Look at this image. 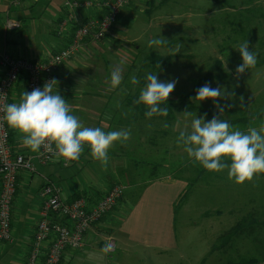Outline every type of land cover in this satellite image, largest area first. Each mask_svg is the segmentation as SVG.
Here are the masks:
<instances>
[{
    "label": "crops",
    "instance_id": "1",
    "mask_svg": "<svg viewBox=\"0 0 264 264\" xmlns=\"http://www.w3.org/2000/svg\"><path fill=\"white\" fill-rule=\"evenodd\" d=\"M67 1L69 0H25L20 5L11 7L10 0H0V57L7 53L14 58L43 62L48 61L56 52L65 48L70 42L72 31L70 28L64 29L61 35L57 31L64 26L67 14L65 3ZM211 1L215 2V0ZM249 1L251 4L246 0H229L228 5L215 2L211 6L212 8L210 7L203 13L192 15L191 12L189 13L191 19L188 24L195 31L201 30L208 33V37L212 40V44H210L212 48L224 49L228 47L234 51L235 57L238 58L233 62L229 57L209 56L208 60L214 61V63L208 68L212 69L215 66L216 70H222L226 74L218 75V81L236 75L235 69L228 71L226 65L240 62L241 56L236 50L245 38L250 39L251 47H260L254 29L250 30L251 35H249L242 17L246 12L250 17L256 15L257 10L261 6L264 7V0ZM143 2L147 7L145 10L147 14L148 0ZM176 4L177 2L174 1L173 5ZM123 9L120 15L121 20L124 14L131 15V9L136 10L137 8L136 4L132 3ZM77 14L79 22L84 23L91 17H101L103 13L102 9L81 8ZM126 19L128 21L127 15ZM9 22H19L22 27L11 29L8 25ZM129 26L128 21V30ZM119 27L117 24L109 36L111 40L107 43L108 39L99 42L87 41L82 50L74 57L75 59L66 61L59 68L56 79L59 81L57 86L59 94L71 104L73 109L71 114L79 117L84 126L100 127L105 132L130 130V139L126 142L121 141L122 143L114 142V146L108 151L107 165L93 160L90 147L85 145L79 160L70 167L65 168L58 161L43 166L38 164L35 159L37 153L22 146L20 141L24 134L8 126L13 153L34 158L36 171L21 170L18 174V190L12 205L13 241L0 240V264H27L41 217V210L45 203V197L41 191L48 183H52L60 189L61 198L65 202L71 203L77 197H84L91 204L100 200L116 183L127 186L125 195L117 207L88 231L84 248L66 250L60 264H140L137 262V260L141 261L139 248L144 252L153 250L160 264L183 262V251L175 229L177 215H179V213L176 214L175 205L186 190L188 179L180 178L175 173H166V175L154 179L137 180V169L134 165H130L129 156H126L129 153L128 149L132 146L130 143H136L133 139L142 136L135 130L138 126L135 123L137 120L132 118L131 107L122 102H115L117 101V92L113 93L112 90L102 89V85L105 86L104 83L107 82L105 79L110 81L107 71L105 74L102 72L105 68L102 62H104L106 50L111 51L115 48L114 43L116 42H113L112 39H126L121 36L123 31ZM225 27L230 29L221 31ZM220 32L224 33L218 37ZM95 52L97 54H94ZM189 54H191L190 58L194 59L193 54L191 52ZM147 57L145 60L140 58L138 63L143 64ZM92 58L96 64L92 62L88 64L87 68L86 63ZM78 59H81L84 65L76 64ZM259 62V66H255V68L264 66V60ZM217 63H221L222 67L219 68ZM245 73L247 72L245 71ZM156 75L160 80L165 79ZM2 77L3 72L0 68V80ZM212 81L208 83L211 84ZM241 85V82L235 80L229 84L233 89H237ZM253 85L258 86V79ZM217 86L220 84H214L211 87ZM141 89H135V91L140 92ZM263 89L264 85L258 88L260 91ZM24 90L27 91L25 75L14 85L9 103L19 102L20 95ZM177 118L179 125H182L184 122L187 123L190 117L183 115ZM143 121L146 126L150 120ZM150 142L154 143L155 141L145 140L144 146L148 147H146V151L149 156H155V152L154 154L152 152L156 148ZM151 168L153 170L155 166L151 165ZM132 169L134 174L130 173ZM143 185L145 187L137 191ZM263 203V201H259L255 207L258 209L262 207L263 210ZM131 205L132 209L129 210ZM246 215H243L242 220L246 218ZM249 231L237 233V237H233L231 241H223L221 248L217 247L216 249L213 248L215 245L212 246L208 253L209 263L203 253L201 255L195 253L193 258L189 257L190 264H242L243 258L241 259V257H252L247 255L246 248L250 245V241L257 252V255L254 256L261 258L258 264H264V228L254 225ZM109 235H112L117 241L116 255H108L103 251L106 248V240ZM48 247L49 241L44 243L42 260ZM219 257L222 259L220 260Z\"/></svg>",
    "mask_w": 264,
    "mask_h": 264
},
{
    "label": "rangeland",
    "instance_id": "2",
    "mask_svg": "<svg viewBox=\"0 0 264 264\" xmlns=\"http://www.w3.org/2000/svg\"><path fill=\"white\" fill-rule=\"evenodd\" d=\"M143 1L144 0H131L129 2V4H136L137 8L136 10L131 9V15L126 14L130 25L129 30L127 29L128 21L126 15H123L122 20L120 18L118 19L119 28L123 31L121 36H124L126 39H112L113 42H116L114 43L115 48L111 51L106 50L107 53L104 59L105 65L104 62H102V65L105 66L106 69L103 68V70H101L104 74L107 71V77H111V71L114 66L123 62L122 67L124 71L121 85H124L127 89L133 88L134 90H139L143 88L146 83V74L152 72L148 68L147 62L143 64L138 63L140 58L145 60L151 53H156L161 56H180L173 60L171 67H166L158 74L161 78L165 79L160 80L159 76H157L160 81H171L173 79L178 81L174 91L168 98L176 100V98H179L176 97L177 94L179 96L193 91L197 81L206 76L209 69L208 67L213 66L212 64L214 63V61L210 62L208 60L209 56L229 57L233 62L238 59L235 57L234 51L228 47L224 49L212 48L210 46L212 40L208 37V33L201 30H199V32L195 31L192 26L188 24L191 19L190 12L191 15L199 12L203 13L215 2L211 0H156V4L150 14L151 16H148L145 12L147 7ZM174 1L177 2L175 6L173 5ZM246 2L251 4L249 0H246ZM171 5L173 6L171 7ZM245 14L244 17H242L245 29L249 31V35H251L250 30L254 29L255 37L260 47H251L249 38H245L243 42L247 41L249 43V50L255 52L257 60L255 66L257 67L260 64L259 61L264 60V7L261 6V8L257 10L256 15L252 17L248 16L249 13L247 12ZM205 29L207 30V27H205ZM226 29L230 28L225 27L222 28L221 31H228ZM111 32H113V30ZM223 33L224 32H220L218 37ZM161 37L165 39L163 44L149 46L150 40ZM110 40L109 37L106 43ZM214 42L216 41L214 40ZM236 51L239 52L238 50ZM189 52L193 54L194 59L190 58L191 54H189ZM94 54L97 53L95 52ZM239 60L240 62L238 64L228 63L226 69L228 71L236 69V67L242 63V57H240ZM92 62H95L93 58L86 63L87 68L89 67L88 64ZM78 63L79 65H84L81 59L76 61V64ZM130 67L131 69H129ZM246 72L245 74H241L239 78L235 75L230 78H224L222 79L223 81H218V75L226 74L222 70H215L213 73L215 76L213 79L214 81L210 84L213 86L219 83L220 87L231 94L216 101V103L220 105H232L230 108H225V112L221 119L228 122L233 120L231 124L233 128H238L245 132L249 127L258 128L261 123H264V116L247 122V118L264 111V89L261 91L258 90V88L264 85V66L259 68L254 67L253 69L249 68ZM132 75H135L139 79L140 83L138 85L131 84L130 78ZM256 79H258L257 87L253 85L256 83ZM105 80L107 82L104 83L105 86L102 85V89L110 91V81L107 78ZM234 80L236 82H241L242 87L239 86L237 89L230 87L229 84ZM112 91L116 93V89ZM116 100L115 102L121 103L122 97L120 99V96L117 95ZM175 102L176 101H174L173 105L175 106L174 116L177 121L173 123V127L177 128V134L175 137L164 138L167 141L173 142L174 145H167L164 140H162L160 144V139H158L159 145L156 146H159V151L156 149L152 152L153 154L155 152V156H149L148 154L144 155V144L139 142H144L149 138H147L148 136L143 139L137 137L133 139L136 143L130 144H135L138 149H143L141 151L142 155L130 152L127 153L126 156H129V163L131 166L134 163H140L138 164L136 172L137 180L145 181L155 176H162L166 173H175L182 178L188 179L189 183H193L185 201L182 203L176 220V234L180 239L179 241L183 251V262L178 263L190 264L191 261L189 257L193 258L195 253H197V255L203 253V256H206L208 260L207 263H209L208 253L211 247L222 242L218 237L242 222L244 214L246 215L248 213L247 215H249V213H253V217H256L258 220H255L253 224H242L243 228L246 229L254 225H259V228H264V209L262 210V207L259 209L255 207L257 202H264V175L256 174L252 181H245L243 184H237L234 180L228 179L227 169L221 172L208 171L199 163H194L192 159L187 156V153L184 152L183 146L178 145L177 139L179 134L181 131L185 130L186 126L188 131L191 130V121L195 117L200 118L203 116L205 122H207L212 119L213 115H219L218 109L214 106V101L211 99L201 102L192 99L191 103L185 104L183 107L185 109H182L180 104ZM185 112H191V115H187L190 118L187 123L184 122L182 125H179L177 117L185 115ZM163 122L166 121L163 120ZM171 133H173V130H171ZM119 142L122 143L121 141ZM131 147L132 146H130V149ZM165 150H169V153L166 154ZM223 159L225 162H230L228 158ZM151 165H155L156 172L152 173L150 169ZM203 171H205L204 175L199 176V173ZM130 173L134 174L133 169L130 170ZM141 189L140 187L137 191ZM124 195L117 200L116 206L121 202ZM130 209H132V205L129 210ZM249 220H251V218ZM247 232L250 231L247 230ZM246 248L248 250L247 255H257L251 241L250 245ZM108 255L116 254L108 253ZM130 257L132 259V255ZM139 257L141 261L137 260V262L140 264H160L153 250L144 252V250L139 248ZM219 258L220 260L222 259V257Z\"/></svg>",
    "mask_w": 264,
    "mask_h": 264
},
{
    "label": "clouds",
    "instance_id": "3",
    "mask_svg": "<svg viewBox=\"0 0 264 264\" xmlns=\"http://www.w3.org/2000/svg\"><path fill=\"white\" fill-rule=\"evenodd\" d=\"M163 37L149 41V46L161 45ZM242 57V63L236 69V77L256 65V54L249 50L247 41L241 43L237 49ZM122 63L113 67L110 77V88L119 87L123 80ZM146 83L141 89L137 104L148 106L145 116H166L168 109L160 107L174 91L177 80L160 81L156 74L148 73ZM132 85H138L139 79L132 75ZM59 81L55 78L44 83L43 88H35L31 92L23 91L19 102L7 103L0 106V117L7 125L20 133L23 147L29 148L33 153L42 148L55 158H64L65 162L77 161L88 145L93 160L102 165L108 163V151L114 142H126L131 137L130 130L105 132L100 127H86L79 117L71 114L73 109L70 103L58 91ZM195 101L211 99L218 109L219 115L205 122V118L195 117L191 121V130L181 131L177 139L178 145L183 146L184 152L194 163H199L208 171L221 172L227 169L229 180L237 184L252 181L256 174H264V123L259 127H249L246 132L221 119L225 108L232 105L216 103L229 95L220 86L211 87L209 83L195 90ZM186 116L191 112H185ZM206 115V114H205ZM55 145V147H53ZM228 158L230 162H225ZM111 249L107 245L105 252Z\"/></svg>",
    "mask_w": 264,
    "mask_h": 264
},
{
    "label": "built area",
    "instance_id": "4",
    "mask_svg": "<svg viewBox=\"0 0 264 264\" xmlns=\"http://www.w3.org/2000/svg\"><path fill=\"white\" fill-rule=\"evenodd\" d=\"M21 1L11 0L14 5L20 4ZM128 1L97 3L98 7L108 8V13L100 19H89L85 24L77 27L69 46L47 62L31 63L3 55L0 59V67L4 73L0 81V106L8 103L11 89L23 74L28 77V92L37 87L42 89L46 81L54 78L58 67L79 51L87 38L99 40L106 35L116 22L120 7ZM94 4L92 1L66 2L65 6L69 11L68 21L76 20L79 8L92 7ZM68 21L64 23V26L68 24ZM19 26L18 23L10 24L11 28H19ZM2 116L3 113L0 112V117ZM35 159L40 165L58 161L63 167H68L75 162H65L64 158H55L43 148L37 152ZM35 159L13 154L8 125L0 119V240L12 241L13 239L11 216L12 202L17 190V175L21 170L35 171ZM123 192L124 187L116 185L95 204H89L86 199L66 203L61 199L59 189L48 184L42 191L46 200L41 210L27 264H59L66 249H82L86 232L112 210ZM48 241L49 247L42 260V249L44 243ZM107 245H111L108 253L116 251L117 244L114 238L109 237Z\"/></svg>",
    "mask_w": 264,
    "mask_h": 264
},
{
    "label": "trees",
    "instance_id": "5",
    "mask_svg": "<svg viewBox=\"0 0 264 264\" xmlns=\"http://www.w3.org/2000/svg\"><path fill=\"white\" fill-rule=\"evenodd\" d=\"M252 1H254V0H252ZM261 1H263V0H261ZM215 2L223 3L225 5L229 4V0H215ZM155 4H156V0H148V3H147V5H148V10H147L148 16H150L151 12L153 11V7ZM177 57H180V56H175V55L161 56V55L156 54V53H151L150 55H148L145 62H147L148 68L153 72V74H159L166 67H171L173 64V60ZM217 64H218L219 68L222 67L221 63H217ZM215 68H217V67L214 66V68L209 69L206 76L203 78H200L197 81L193 91H191L187 94L179 95V96L177 94L176 97H179V98H176V100L168 99L165 103H162L160 105V107H162V108L166 107L168 109V113L166 116L154 115L151 118L146 117L145 113L149 110V108H148V106H146L142 103L141 104L136 103V100L139 98L140 92L135 91L133 88L127 89L124 85H120L119 87L116 88L115 92H117V94L120 96V99L122 97V103L131 107L130 109L132 112V118H134L133 120H137L135 123L138 124V126L136 127L135 130H137L139 135H142L139 137L145 138L148 136L147 137V138H149L148 141H155L154 143H152V142H150V143H152L155 146V148L159 151V146H156V145H159L158 139H161V142H162V140H164L167 145H174L173 142H170V141H167L164 139L167 137H169V138L175 137V135L177 134V130H176L177 128L173 127V123L177 121L176 117L174 116V111H175V106H173L174 101H176L175 103L180 104V107L182 109H185V108H183L185 106V104L191 103L192 98L196 95L195 90L198 89L199 87L203 86L205 83H208L214 79L215 76L213 75V73L216 70ZM189 81H190V79H189ZM103 98L106 99V97H104V96H103ZM262 116H264V111L256 114L255 116L247 118V122L252 121L256 118H261ZM174 118H175V120H174ZM143 120H150V121H148L149 124L148 125L146 124V126H145V121H143ZM158 120H160V121L157 122ZM163 120L166 121L167 123L163 122ZM169 121H172V122H169ZM229 122H230V124H232L233 120L229 121ZM171 130H173V133H171ZM161 142H160V144H161ZM142 143L145 145L144 142H142ZM146 147L144 146V148H143L144 149V155L148 154L146 151V149L148 147L147 148ZM143 149H138L137 145L132 144V148L131 149L129 148L128 151H129V153L130 152L139 153L142 155L141 151ZM133 151H135V152H133ZM165 152H166V154H168L169 150H165ZM138 164H140V163L137 162V163L133 164L136 169L138 168ZM153 166H155V165H153ZM151 170H152V168H151ZM155 171H156V167L152 170V173ZM204 172L205 171L199 173V176H203ZM262 175H264V174H262ZM177 176H179V175H177ZM157 177H159V176H155L152 178L154 179ZM192 185H193V183L188 184L187 189L183 192V194L180 196V198L176 202V205H175L176 214H178V212L182 206V203L185 201L187 194L191 190ZM144 187H145V185H143L141 188H144ZM79 198H81V197H79ZM79 198L77 197L76 199H79ZM253 216H254L253 213H249V215H246V218L244 220H242V222L235 225L228 232L219 236L218 238H220V240L222 242L215 244V247H213V248L217 249V247H220V248L223 247V245H222L223 241H225V240L231 241L233 239V237H235V236L237 237V233L247 232V230L254 227V226H250L249 228H246V229L242 227L243 226L242 224H245V223L248 224L250 222H254L255 220H258L256 217H253ZM250 218H251V220H249ZM250 224H253V223H250ZM257 226H259V225H257ZM251 256L252 257H249V256L241 257V259L243 258L242 259L243 261H241V263L242 264H258L260 262L261 258L256 257L254 255H251Z\"/></svg>",
    "mask_w": 264,
    "mask_h": 264
},
{
    "label": "bare ground",
    "instance_id": "6",
    "mask_svg": "<svg viewBox=\"0 0 264 264\" xmlns=\"http://www.w3.org/2000/svg\"><path fill=\"white\" fill-rule=\"evenodd\" d=\"M23 1H25V0H22L21 2H20V4L23 2ZM69 1H80V2H84V1H92V2H94L95 4H94V6H92V7H81V8H87V9H99V10H101L102 9V13L103 14H101V17H91V18H89V19H92V18H97V19H100V18H102L103 16H105L107 13H108V8H101V7H98L96 4L97 3H105V2H109V3H113L114 1H116V0H110V1H101V2H97V1H93V0H69ZM131 0H129L127 3H125L124 5H122L121 7H120V11H119V13H118V16H117V19H116V22L113 24V26L111 27V29L106 33V35L103 37V38H101V39H99V40H92V39H90V38H87L83 43H82V46H81V48L79 49V51L80 50H82V48H83V46H84V44L87 42V41H90V42H99V41H102V40H105V39H108V37L110 36V34L112 33L111 31L115 28V26H117V24H118V19L120 18V15H121V11H122V9L126 6V5H128L129 4V2H130ZM68 2V1H67ZM20 4H18V5H20ZM10 6L11 7H15V6H17V5H14V4H12V2H11V0H10ZM81 8H79V9H81ZM78 9V10H79ZM78 10H77V13H78ZM68 15H69V11H68V9H67V14H66V20H65V22L66 21H68ZM88 19V20H89ZM87 20V21H88ZM86 21V22H87ZM64 22V23H65ZM86 22H84V23H80L79 22V18H78V14H77V18H76V20H74L73 22H70V21H68V24L67 25H65L62 29H58V34L59 35H61L62 33H63V30L64 29H71V38H70V42H71V40H72V36H73V33L75 32V30H76V28L77 27H79L80 25H83V24H85ZM11 23H18L20 26H19V28H11L10 27V24ZM8 25H9V28H11V29H20L21 27H22V24L21 23H19V22H9L8 23ZM70 42L68 43V45L65 47V48H63L62 50H60V51H58V52H56L55 54H58L59 52H61V51H63L64 49H66L68 46H69V44H70ZM79 51L75 54V55H73L72 57H70L69 59H67V60H65L59 67H58V69L56 70V72L54 73V78L56 79V74H57V71L59 70V68L66 62V61H69L70 59H73L78 53H79ZM54 54V55H55ZM3 55H9V54H3ZM2 55V56H3ZM53 55V56H54ZM1 56V57H2ZM9 56H11V55H9ZM52 56V57H53ZM1 57H0V59H1ZM12 57V56H11ZM51 57V58H52ZM12 58H14V57H12ZM50 58V59H51ZM14 59H23V58H14ZM49 59V60H50ZM23 60H26V59H23ZM48 60V61H49ZM28 61V60H27ZM28 62H31V63H39V62H32V61H28ZM43 62H47V61H43ZM1 68V67H0ZM2 70V69H1ZM3 72V71H2ZM23 75H25V74H23ZM23 75H21V77L23 76ZM3 77H4V73H3ZM2 77V78H3ZM20 77V78H21ZM25 77H26V79H27V84H28V77H27V75H25ZM19 78V79H20ZM2 80V79H1ZM0 80V81H1ZM18 82V81H17ZM16 82V83H17ZM14 87V86H13ZM13 89V88H12ZM12 89H11V91H12ZM27 91H28V89H27ZM10 95H11V92H10ZM9 99H10V97H9ZM8 103H9V101H8ZM8 131H9V127H8ZM9 136H10V133H9ZM10 145H11V141H10ZM11 148H12V146H11ZM13 152V151H12ZM14 154V153H13ZM15 155V154H14ZM16 155H22V154H16ZM24 156V155H23ZM26 157V156H25ZM28 158V157H27ZM76 162V161H75ZM73 164V163H72ZM71 164V165H72ZM35 165H36V163H35ZM70 165V166H71ZM43 166H46V165H43ZM70 166H68V167H70ZM65 168H67V167H65ZM35 171H36V169H35ZM19 174V173H18ZM17 179H18V175H17ZM1 181V180H0ZM48 184H50V185H53L52 183H48ZM48 184H46L45 185V187L48 185ZM116 185H121V186H123L124 187V191H126V189H127V186L126 185H124V184H121V183H116L114 186H116ZM53 186H55V185H53ZM113 186V187H114ZM56 187V186H55ZM112 187V188H113ZM56 188H58V187H56ZM112 188L110 189V191L112 190ZM44 189V188H43ZM59 189V188H58ZM17 190H18V182H17ZM17 190H16V192H17ZM43 191V190H42ZM42 191H41V194H42ZM109 191V192H110ZM59 193H60V189H59ZM108 193V192H107ZM106 193V194H107ZM15 195H16V193H15ZM123 195H124V192H123ZM122 195V196H123ZM121 196V197H122ZM15 197V196H14ZM60 197H61V194H60ZM62 199V198H61ZM79 199H86V198H84V197H81V198H79ZM79 199H75L74 201H76V200H79ZM46 200V199H45ZM63 200V199H62ZM87 200V199H86ZM13 201H14V199H13ZM64 201V200H63ZM74 201H72V202H74ZM99 201V200H98ZM97 201V202H98ZM65 202V201H64ZM71 202V203H72ZM87 202L89 203V204H91L90 203V201H88L87 200ZM96 202V203H97ZM66 203H68V202H66ZM95 204V203H94ZM12 205H13V202H12ZM117 206L115 205L113 208H112V210H110L107 214H105L102 218H101V220L106 216V215H108L109 213H111L115 208H116ZM101 220L99 221V222H101ZM39 221H40V219H39ZM99 222H97L96 224H94V226L95 225H97ZM39 223V222H38ZM11 224H12V216H11ZM94 226H92V227H94ZM37 227H38V225H37ZM91 227V228H92ZM90 228V229H91ZM89 229V230H90ZM88 230V231H89ZM88 231L86 232V235H87V233H88ZM86 235H85V239H86ZM109 237H112V238H114L112 235H109L108 237H107V239L109 238ZM115 239V238H114ZM12 241H13V239H12ZM33 241H34V239H33ZM115 241H116V239H115ZM7 242H11V241H7ZM33 244V243H32ZM116 244H117V241H116ZM84 246H85V244H84ZM84 246H83V248H84ZM106 246H107V240H106ZM82 248V249H83ZM117 248H118V245H117ZM117 248H116V251H117ZM68 249H70V248H68ZM68 249H66V250H68ZM66 250L64 251V253L66 252ZM71 250H73V249H71ZM79 250V249H78ZM116 251H114L113 253H115ZM64 253H63V255H64ZM108 253V252H107ZM63 255H62V258H63ZM29 258V257H28ZM62 258H61V260H62ZM61 260H60V262H61ZM28 261V260H27ZM60 262H59V264H60Z\"/></svg>",
    "mask_w": 264,
    "mask_h": 264
}]
</instances>
